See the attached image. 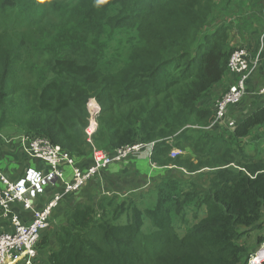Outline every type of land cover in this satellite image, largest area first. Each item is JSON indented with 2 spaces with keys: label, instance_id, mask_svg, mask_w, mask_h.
Returning a JSON list of instances; mask_svg holds the SVG:
<instances>
[{
  "label": "trees",
  "instance_id": "1",
  "mask_svg": "<svg viewBox=\"0 0 264 264\" xmlns=\"http://www.w3.org/2000/svg\"><path fill=\"white\" fill-rule=\"evenodd\" d=\"M32 1L0 0V14L25 15L24 32L0 21V132L46 138L83 162L93 145L113 154L154 143L151 161L161 170L154 206L137 199L114 211L115 200L70 207L43 234L38 264H248L264 233V155L249 153L264 130V102L231 129L212 126L210 96L228 87L239 49L229 45L231 22L212 27L217 1L75 0L50 4L41 20ZM263 86L249 88L253 99H264L254 94ZM90 100L101 109L92 143ZM184 148L198 164L171 157ZM254 232L250 247L245 238Z\"/></svg>",
  "mask_w": 264,
  "mask_h": 264
},
{
  "label": "built area",
  "instance_id": "2",
  "mask_svg": "<svg viewBox=\"0 0 264 264\" xmlns=\"http://www.w3.org/2000/svg\"><path fill=\"white\" fill-rule=\"evenodd\" d=\"M261 41L264 42V32ZM263 60L262 49L256 53H251L246 48L237 49L232 54L228 63L232 83L216 103L215 120L212 126L228 127L231 122L230 109L241 106L249 95V81L259 71ZM254 94L257 97H263L264 87ZM88 106L91 119L86 133L88 141L92 143V137L99 129L98 117L101 109L95 100H90ZM17 138L24 155L40 161L46 169H28L23 177L13 180L0 167V211L2 214L11 215L13 206L16 204H21L25 211L32 214L29 224H24L17 215L11 216L13 232L0 234V264H17L20 261L25 264H38V245L43 234L50 228L53 213L66 199L75 197L110 166L125 162L131 157H141L146 153L148 157L143 158L150 161L153 169L159 168L151 161L154 143L126 146L113 154L93 145L92 164L87 168H81L76 158L46 138L29 135H21ZM181 152V150H175L173 154ZM48 189L52 190L53 195L42 207H37L36 200ZM248 264H264V233L262 243L249 257Z\"/></svg>",
  "mask_w": 264,
  "mask_h": 264
},
{
  "label": "rangeland",
  "instance_id": "3",
  "mask_svg": "<svg viewBox=\"0 0 264 264\" xmlns=\"http://www.w3.org/2000/svg\"><path fill=\"white\" fill-rule=\"evenodd\" d=\"M73 1L75 0H33L32 3V9L35 10V14L33 15V18L37 19V20H41L43 18H45V16H47L50 12V6L53 3H57L60 4L61 6H69L71 4H73ZM219 8L216 9V19L214 20V22L212 23V27L213 26H220L223 23H229L231 22V39H230V43L229 45L231 47H238L239 49H248V50H255L254 47V43L256 45H258L257 49H262L264 47V42L261 41V36L264 32V23H262L261 27H260V38H253V35H249L248 30H250V26L252 25V23L254 22V20L258 21L256 19V16H260V18L262 19V22L264 20V0L260 1V5L255 6L256 4L253 3V1H249V0H216ZM51 4V5H50ZM24 11L22 10H17L14 12H10L7 14H0V21L4 22L6 24V26L8 27V30H12L14 27H18L20 29H23L20 32H24V27H25V15L23 13ZM251 15H254L253 19H249V17H251ZM53 22L58 25L61 26L63 24V20H61V17L59 15H57L56 17H53ZM259 26V24H257ZM254 28H258V27H254ZM248 29V30H247ZM254 42V43H253ZM249 44H252V46H248ZM229 46V47H230ZM252 48V49H251ZM257 52V51H255ZM263 52V50H262ZM251 53H254L253 51H251ZM257 84L254 85V88L257 89L261 84L264 85V77H258L255 81ZM222 84L219 85L217 87V89L215 91L212 92V95L210 96V101L209 103L214 104V110H215V106L217 101L219 100V98L221 97V95L225 92L227 86L223 87V89L221 88ZM264 87V86H263ZM254 95L253 93H249V95H247L246 97V101L244 100V102L241 104V106L237 107V112L235 114H230L229 118H230V124L228 125L227 128H230L233 126L234 124V120L237 119L238 115L239 118L243 115V113H247V109L249 108V106H255L261 102V104L264 102V99H253ZM253 99V100H252ZM257 101L256 105H254L253 103ZM12 127H9V131L10 133L13 132H17L19 131L18 128H14L11 129ZM225 128V127H224ZM227 130V129H226ZM255 139H253L250 143H249V153L252 154L254 157L256 158H260L261 156L264 155V130H260L259 132H255L254 134ZM176 150V149H175ZM173 150V151H175ZM180 150V149H179ZM173 151L171 153V157L172 158H177V157H181L182 159H188L193 161L195 164H198V155L194 153V149L192 148H184L181 149V153H176L173 154ZM143 157H148L147 154H143L141 157H138L139 159H137L138 161H142V162H146L148 163V169H147V177L148 179H143L140 180L138 178L135 177L136 181H140V182H135L133 183V181H130L131 176H124L121 174H117V175H113L114 180L117 179V182H120L121 184H125L124 186H121V189L115 187V185L112 186L111 183H109L106 178L103 175V172L100 174L99 177L96 178V180L92 181L90 184L86 186L79 194H77L74 198V202H73V206L75 207V205L80 204V205H86V204H95L98 205L101 202L104 203H110L111 201H114V203H112V206L109 207L108 210L110 211H114V209H116V207H118V205L122 202H126L128 204H130V202L133 200H139L140 202H142V204L140 205L141 208H147V207H151L154 206L155 203V198H156V194L158 191V185L161 184V179H159L160 175H158L159 173H161L160 168L157 169H153L152 165L150 163V161L148 159H144ZM144 159V160H143ZM126 162V161H125ZM124 162L120 163L123 164ZM115 165V164H114ZM119 165V164H117ZM123 169V168H122ZM186 172L188 169H185ZM212 171V169H207L204 172H209ZM134 173V172H133ZM184 173V172H183ZM126 174H129L128 172H126ZM185 175H190L189 172L184 173ZM178 176H180L179 172H178ZM129 177V178H128ZM129 180V181H127ZM165 183H167L166 181H164ZM198 185L200 187V189L202 188H206L209 184V180L207 177L204 178H200L198 180ZM135 184V185H134ZM161 186V185H160ZM72 199V198H70ZM109 201V202H108ZM118 203V204H117ZM64 205V204H63ZM70 206V207H73ZM70 207H68L67 209H65L64 211H61V215L60 217H62L60 219V217L58 218L59 221H57L58 224H60L63 219H64V215L68 213V211L70 210ZM200 217L204 216V213L201 212V214H199ZM193 214L188 216V219L191 222H195V219L192 218ZM180 226L179 231L180 232H184V228H185V224H178ZM148 226V223H147ZM58 227V226H57ZM52 233V228H50V230H48L46 232V236L48 234ZM255 233H251L249 235V237L245 238V242L252 247L253 244H256L257 242V238H255ZM259 235V233H257ZM51 236V235H50ZM53 236V235H52ZM54 239V238H53ZM40 252V251H39ZM39 254H41V259L44 258L43 256V252H40ZM40 262V260H39Z\"/></svg>",
  "mask_w": 264,
  "mask_h": 264
},
{
  "label": "crops",
  "instance_id": "4",
  "mask_svg": "<svg viewBox=\"0 0 264 264\" xmlns=\"http://www.w3.org/2000/svg\"><path fill=\"white\" fill-rule=\"evenodd\" d=\"M257 24H259V26ZM254 27H258V28H254ZM249 29L250 30L248 29L247 30L250 36L253 35V38H257V39L260 38L259 34L261 30H260V23H258V21L254 20V22L252 23ZM248 46H252V44H249ZM257 47L258 45L254 43L253 48L255 50L251 48L252 49L251 51H253L254 53H256L255 51L258 52L259 48L257 49ZM262 50H263L262 57L264 59V47L262 48ZM261 76L264 77V60H263L261 69H259V71L251 78L252 82L248 84V89L249 88L251 90L255 89L254 85L257 84L255 81L258 77H261ZM231 83H232V78L229 76L228 81H227L228 87L230 86ZM253 108H255V106H249V108L247 109V112L251 111ZM235 111L236 109L231 108L229 111V114H232ZM244 114L246 115V113H243V115ZM237 119H239V115ZM20 135L21 133L19 131L13 132V133H10L9 130L5 132H0V167L13 180L23 177L28 169H34V170H45L46 169V166L40 161L28 158L27 156L24 155V153L21 150L20 143L18 142V138H17ZM13 139H16V140H13ZM137 159L138 158L131 157L123 164L112 165L103 172L102 176H104L106 180L112 184V186L115 185V187H117L118 189L119 188L121 189V186H124L125 184H121L120 182H117L118 181L117 179L114 180L113 175H117V174H121L124 176L129 175L131 176L130 181H133V183L140 182V181H136L135 177L140 180L148 179L147 177V169L149 166L148 163L138 161ZM91 163H92L91 159H89L88 162L77 160V164L81 168H87L88 166L91 165ZM126 172H128L129 174H126ZM52 195H53L52 190L48 189L39 199L36 200V206L39 208L42 207ZM73 199L75 200V198L66 199L63 202L64 205L62 204V206L53 213L50 228H54L56 226L57 221H59L58 218L61 215V211H64L70 206H73V202H74ZM12 215H17L24 224H29L32 219V214L29 211H25L21 204L14 205L12 209V214L9 216L3 215L2 212L0 211V234L13 232V225L11 222ZM256 237L257 235H255V238ZM39 257H40V254L38 256V262H39ZM17 264H25V263L20 261V262H17Z\"/></svg>",
  "mask_w": 264,
  "mask_h": 264
}]
</instances>
